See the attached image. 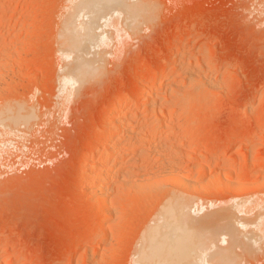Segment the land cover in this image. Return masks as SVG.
I'll return each mask as SVG.
<instances>
[{"label": "rangeland", "instance_id": "obj_1", "mask_svg": "<svg viewBox=\"0 0 264 264\" xmlns=\"http://www.w3.org/2000/svg\"><path fill=\"white\" fill-rule=\"evenodd\" d=\"M128 2L138 6L132 18L118 9L107 18L110 23L101 19L95 26L96 32L106 35L104 44L90 47L92 56H86L90 64H99L97 73L69 86L63 76L69 68L66 66H73L76 59L60 53V39L78 0H0V117L11 106L29 108L34 114L33 124L18 126V130L9 132L0 126V264H136L144 236L141 233L162 202L159 198L169 195L191 197L192 214L199 220L221 208H233L234 216L240 217L234 219L235 227L241 232L233 257L237 253L239 258H234L239 264H264V0ZM83 14L75 17L76 24L89 21L88 14ZM155 73L166 74L161 92L142 96L143 85ZM73 74L74 69L70 80ZM126 100L135 107L123 109L121 120L135 119V130L143 133L163 123L171 111L177 114V103L186 112L175 129L163 130L167 136L162 133L151 145H145L151 159L139 162L140 167L133 172L147 178L148 172L159 171H152L149 185L138 181V188L109 186L106 208L111 214L103 209L107 212L103 217L100 208L104 206L96 197L99 189L89 170L99 160L100 140L104 142L102 134L110 127L107 119L111 110L117 101ZM193 118L198 120L192 123ZM158 140L161 146H179L174 154H179V148L177 161L181 163L177 164L183 170L178 165L177 169L181 176L189 169L190 179H196L194 165L200 168L196 171L199 175L206 172L197 180L200 193L168 175L162 179V165L169 156L160 157L164 162L157 160L152 149L160 144ZM127 145L125 164L132 153V145ZM170 145L164 146L169 148L164 154L173 152ZM188 148L199 154L197 157L195 152L194 161L183 155ZM224 158L231 163L226 165ZM204 160L214 164L207 165L211 173L205 170ZM224 172L238 174L244 185L242 192L226 189L231 175ZM206 181L207 185L208 181L216 182L219 190L214 185V191L212 183L206 188ZM102 228L107 233L101 234ZM217 235L219 244L209 248L202 264H213L227 252L224 249L229 251L230 237ZM212 251L219 253V258ZM208 254L215 259H209Z\"/></svg>", "mask_w": 264, "mask_h": 264}, {"label": "bare ground", "instance_id": "obj_2", "mask_svg": "<svg viewBox=\"0 0 264 264\" xmlns=\"http://www.w3.org/2000/svg\"><path fill=\"white\" fill-rule=\"evenodd\" d=\"M74 8V11L72 12V14H70L67 22H66V26H65V32L62 34V37H61V45L60 47L62 46V50L60 53L62 54H66L67 56L70 55V56H74L75 57V63L72 64L73 66H66V67H69V68H66V74H65V77L63 76V79L65 80L66 84L68 83V85H72L70 82H79L82 80V78L84 76H88V77H92L93 76H90L92 74H96L98 69H99V66L98 68L96 67L95 65L93 64H90L88 62V60L86 59V56H88L89 54V49L90 47H93L95 49V46H98L104 42V40L106 39V35L104 34H99L98 31L96 32L95 29H97L96 24L98 21H100L101 19H103L104 21L106 20L107 22L106 23H110V20H108L107 18L110 16V15H113V13L115 12V10H118L120 9L121 11H123L124 13H126L128 15V18H132V15H134V11L138 10V6H130L128 0H78V4L73 7ZM148 8V7H147ZM140 9V8H139ZM140 12V11H139ZM143 12V10L141 11ZM88 14V16L90 17V19H88L89 21L88 22H83L81 24H76V21H75V17L80 15V14ZM116 13V12H115ZM145 13V12H143ZM147 13V12H146ZM149 14V12L146 14V16ZM84 15V14H83ZM115 15V14H114ZM139 16V14H138ZM114 17V16H113ZM81 18V17H80ZM86 18V17H85ZM119 18H121V16H119ZM142 19V17H141ZM120 20V19H119ZM144 20V19H143ZM125 21V20H124ZM128 21V20H126ZM120 22V21H119ZM135 22H137L135 20ZM133 21V23H135ZM125 23V22H124ZM65 25V24H64ZM99 25V24H98ZM106 25V24H105ZM125 25V24H124ZM132 25V24H131ZM108 26V25H107ZM111 26V25H110ZM109 26V27H110ZM120 26V25H119ZM130 27V26H129ZM99 28V27H98ZM100 29V28H99ZM98 30V29H97ZM118 30V29H116ZM61 32V31H60ZM63 32V31H62ZM119 32V31H118ZM117 32V34H118ZM98 33V34H97ZM121 33V32H120ZM60 34V33H59ZM119 35V34H118ZM124 35H126V33H124ZM108 36V35H107ZM124 37V36H123ZM122 37V38H123ZM121 38V37H120ZM104 44V43H103ZM91 48V49H93ZM92 54V53H91ZM91 54H89L90 56H92ZM3 55V54H2ZM65 55V57L67 58V56ZM5 56V55H4ZM63 56V58H65ZM69 58V56H68ZM101 58V57H100ZM4 59V58H3ZM71 59V58H70ZM92 59V58H90ZM98 60V59H97ZM1 61V60H0ZM94 61V60H93ZM91 62V60H90ZM4 63V62H2ZM93 63V62H91ZM100 63V62H99ZM1 64V63H0ZM95 64V63H94ZM101 66V65H100ZM102 68V67H101ZM74 69V76L73 78L70 80L68 78V76L71 74L72 70ZM102 71V70H101ZM99 71V72H101ZM98 72V73H99ZM195 77V76H194ZM69 79V80H68ZM147 81V80H146ZM167 81L166 79V74L165 73H155V75L147 81V83L145 85H143L144 87L143 88V92L140 93L143 95H150L151 97L153 95H155V93H157L159 90L161 92V88L163 87V85L165 84V82ZM64 82V84H65ZM62 83V82H61ZM64 85V86H67V85ZM69 85V86H70ZM74 86V85H73ZM66 88V87H65ZM65 88H64V91H65ZM168 89H166L167 91ZM160 95H158L159 97ZM149 97V96H148ZM157 97V96H156ZM128 98V97H127ZM142 98V97H141ZM146 98V97H145ZM143 99V98H142ZM17 100V99H16ZM121 100V99H120ZM127 101V100H126ZM132 101V100H131ZM156 101V99H155ZM154 101V103H155ZM19 103V102H18ZM119 103L114 110H111L112 113L111 115L109 114V119L108 120V124L107 125H110V127H106V132L105 134L103 133L102 134V137L104 138L103 135H105V139H104V142H102V140H100V146L99 145L97 147H99V149L101 150L99 155V160L94 164L91 165V168L89 170V172L93 175V182L95 183V185L98 187L99 191H98V199L97 201L99 200V202L104 206V208H100L102 209H106L107 212L109 211L110 213V208H106L107 206V202H108V190H109V186H111L112 184H115L117 185L116 187H120V188H127V189H130L129 187L130 186H139V183L141 182H147L149 181L152 177H154L153 175V172L154 170H152L151 172H148V174H146L147 178H144V177H136L134 174L133 171H137L138 167L139 166V162H143L144 160L147 159L148 157V153L146 152V148H145V145L149 144L150 142L153 143L151 140L152 139H157V138H160V136H162V133L164 134V131L163 130H167V129H175V126L178 125L177 123H180L179 121L181 120L180 118L182 117V115H184V111H185V108L182 104L180 103H177L175 107L178 108V113L174 114V112L171 111V113L168 114V117L166 116V118L163 120V119H159L160 121L163 120V123H160L162 125H157L158 123H156L157 126L153 127L150 131H147L146 133H143L142 132H139L137 130H135V126L137 125V121L135 119H132V120H129L127 121L126 119L125 120H121V111L123 109H131L133 107H135V105H132L131 103H129L128 101L127 102H118ZM134 103V102H133ZM14 105V104H13ZM157 106V103L156 105ZM159 106V105H158ZM166 106V105H165ZM13 106H11V108L5 110L4 112L1 113V117H0V126L4 127V128H8V131L9 129H14V130H18L16 129L18 126H21V125H31V123L33 124V119H34V114L32 111L28 109H25V108H21L20 106H17V108H12ZM20 107V108H19ZM27 107V106H26ZM29 107V106H28ZM150 107V106H149ZM164 107V105H163ZM172 107V106H171ZM149 109V108H148ZM159 109V107H158ZM156 108V110H158ZM161 109V108H160ZM164 109V108H163ZM174 109V108H173ZM152 110V109H151ZM150 110V112H151ZM155 110V109H154ZM154 110H152V112H154ZM149 111V110H148ZM162 111V110H161ZM174 111V110H173ZM176 111V110H175ZM110 112V111H109ZM124 112V111H123ZM177 112V111H176ZM186 112V111H185ZM184 113V114H183ZM155 114V113H154ZM153 114V115H154ZM190 114V113H189ZM152 115V116H153ZM191 115V114H190ZM38 116V115H37ZM127 117V116H126ZM134 117V116H132ZM131 117V118H132ZM165 117V116H164ZM187 117V116H186ZM192 118V117H191ZM194 119V118H193ZM192 119V120H193ZM146 120H147V117H146ZM149 120V119H148ZM157 120V122L159 121ZM188 120V119H187ZM186 120V121H187ZM191 120V121H192ZM198 119H194L192 121L193 122H196ZM155 121V120H154ZM190 121V119H189ZM188 121V122H189ZM40 122V121H39ZM38 122V123H39ZM203 122V121H202ZM200 122V123H202ZM140 123V122H139ZM151 123H148V125L150 124L151 126ZM154 123V122H153ZM199 124V122H197ZM146 124V123H144ZM143 124V125H144ZM142 125V126H143ZM113 128H112V127ZM141 126V127H142ZM0 127V128H1ZM2 127V128H3ZM138 127V126H137ZM6 128V129H7ZM20 128V127H18ZM30 128V127H29ZM104 128V127H103ZM109 128H112L111 130ZM145 128V127H144ZM180 128V127H179ZM143 128H140V130H142ZM148 129V128H147ZM146 129V130H147ZM12 130V131H14ZM105 130V129H104ZM145 130V129H143ZM145 130V131H146ZM7 131V130H6ZM11 131V132H12ZM176 131V130H175ZM173 131V133L175 132ZM10 132V131H9ZM186 132V131H185ZM13 133V132H12ZM101 133V132H100ZM126 134L125 136L123 134ZM175 134V133H174ZM163 136H167V134L165 133ZM177 136V135H176ZM162 138H166L167 137H162ZM161 139H159L160 141H163ZM166 139L165 142H166ZM153 140V141H154ZM158 140V141H159ZM169 140V139H168ZM157 142V143H160ZM170 141V140H169ZM167 141V142H169ZM173 141V140H172ZM155 142V141H154ZM174 142V141H173ZM164 143V142H163ZM96 144V143H95ZM127 144H130L132 145V147H129L130 149L132 148V153L131 155L129 156V151H128V157L129 158V165L125 164L124 163V155L126 156L127 154H124L123 155V151L124 149L126 148L125 146H129ZM167 144V143H166ZM171 143L167 145L160 143V144H157L156 146L153 147L152 150H154V152L158 155L157 157H159V159L157 160H161V158L164 156V158L166 157V155L168 154V156L170 157V154L172 153V158L170 159L168 157L169 160H167L168 162L163 164L162 165V168H163V174L164 177L162 179H165L166 176L165 175H168L170 176V180H176L177 182H179V185L182 184L187 187L191 186L194 188H197L196 190H199L198 189V181L201 176L206 173L204 172L205 170L208 172V168H207V165L209 164V162H205L206 160H204V163H207L204 167H205V170H204V167H203V164L202 166L199 165V167L201 166V169L203 167V172L204 173H201L200 172H196L197 170H200V168L198 169V164L196 165L197 167H195V165L193 166L194 167V171L195 173L197 174H193L194 175H197L196 179L194 180H191L190 179V173H187L189 171V169L185 170L187 172H185L186 174H184V172L182 171L183 170V167L178 165L177 162L180 164L181 161H177V155H180V151H179V148H178V152L179 154L175 155L176 154V151L174 152V149H177V144H172L170 145ZM103 145V147H102ZM151 145V144H149ZM170 145V148L172 149L173 152H167L166 154H164L165 151H168V149H166L167 147H169ZM95 146V145H94ZM148 146V145H147ZM153 146V145H152ZM166 148H165V147ZM125 147V148H124ZM165 149H164V148ZM179 147V146H178ZM191 147V146H190ZM189 147V148H190ZM193 147V146H192ZM94 148V147H93ZM128 148V147H127ZM128 148V149H129ZM149 148V147H148ZM188 148V149H189ZM183 149V148H182ZM181 149V150H182ZM149 150V149H148ZM185 150V149H183ZM171 151V150H169ZM187 151V150H186ZM197 151V150H196ZM195 149H189L187 152H185L186 154H183V155H186L185 159H191L193 157V155H195ZM96 152V151H95ZM182 152V151H181ZM87 153V152H86ZM85 153V154H86ZM151 153V152H150ZM149 153V154H150ZM170 153V154H169ZM175 153V154H174ZM184 153V152H183ZM91 154V152H90ZM152 154V153H151ZM197 154V152H196ZM207 154V153H206ZM87 155V154H86ZM93 155V154H92ZM175 155V156H173ZM200 155H203L202 153ZM94 156V155H93ZM162 156V157H161ZM146 157V158H145ZM151 157V156H150ZM148 157V158H150ZM155 157V156H154ZM161 157V158H160ZM175 157V158H174ZM181 157V156H180ZM184 157V156H183ZM196 157V155L194 156ZM193 157V158H194ZM197 157H199V154H197ZM218 157V156H217ZM85 158V157H84ZM91 158V157H90ZM176 159V163H175V160H172V159ZM192 158V160H193ZM206 159L205 155H203V158L202 159ZM93 159V158H92ZM151 159V158H150ZM179 159V158H178ZM198 159V158H197ZM222 159V158H221ZM148 160V159H147ZM146 160V162L148 163V161ZM155 160V159H154ZM153 160V162H154ZM165 160V159H164ZM171 160V161H170ZM195 160V158H194ZM193 160V161H194ZM231 160V159H230ZM229 159H226L224 158V161L225 163L227 162H230ZM94 161V160H93ZM150 161V160H149ZM162 161V160H161ZM174 161V164L173 162ZM185 161H189V160H185ZM191 161V160H190ZM199 161V159H198ZM203 162V160H201ZM156 162V160H155ZM160 162V161H158ZM158 162H156L158 164ZM164 162V161H162ZM124 163V164H123ZM189 163V162H188ZM191 164H194V162L192 163V161L190 162ZM189 163V164H190ZM199 163V162H198ZM222 163V162H221ZM226 163V165H227ZM231 163V162H230ZM152 164V162H151ZM201 164V163H200ZM213 164V163H211ZM208 165V166H211ZM258 164V163H257ZM156 165V164H155ZM161 165V164H160ZM181 168L182 167V170H180V173L183 172L182 176L179 174L178 172V166ZM182 165V164H181ZM188 166V164H186ZM214 165V164H213ZM212 165V166H213ZM151 166V165H150ZM256 166V165H255ZM259 166V165H258ZM222 167V166H220ZM219 167V168H220ZM190 168V167H188ZM211 169H214L212 167H209ZM218 168V169H219ZM147 169V168H146ZM144 169V170H146ZM150 169V168H149ZM155 169V167L153 168ZM159 169V168H158ZM186 169V168H185ZM249 169V168H248ZM144 170H141V171H144ZM160 170V169H159ZM157 171V170H156ZM154 171V174L155 172ZM192 171V169L190 170V172ZM201 171V172H202ZM211 170H209L208 173H211L210 172ZM224 171V170H223ZM132 172V173H131ZM139 172V171H138ZM146 172V171H145ZM159 172V171H157ZM165 172V173H164ZM231 172V171H229ZM150 173V174H149ZM192 173V172H191ZM213 173V172H212ZM221 173V172H220ZM225 173V172H224ZM227 173V172H226ZM225 173V174H226ZM144 174V173H143ZM189 174V175H188ZM223 174V173H222ZM221 174V175H222ZM231 175L229 178V184L226 185V189H229L232 188L234 191H238V192H242L243 189H244V185L241 183V181L239 180L240 177H237V175L235 174V172L233 173H227V175ZM263 174V173H261ZM135 178H133L134 176ZM145 175V176H146ZM199 175V176H198ZM207 175V174H206ZM210 176V174H208ZM212 175V174H211ZM219 175V174H218ZM91 176V175H89ZM159 177V174L157 175ZM161 176V175H160ZM172 176V177H171ZM192 176V177H193ZM205 176V175H204ZM156 177V178H158ZM203 177V176H202ZM218 177V176H216ZM215 177V178H216ZM220 177V176H219ZM224 177V176H223ZM222 177V178H223ZM169 178V177H168ZM166 178V179H168ZM206 178V176H205ZM210 178V177H209ZM214 178V177H213ZM212 178V179H213ZM215 178L213 180H215ZM88 179V177H87ZM155 179V178H154ZM153 179V180H154ZM165 179V180H166ZM219 179V178H218ZM90 180V178H89ZM146 180V181H145ZM159 180V179H158ZM205 180V179H204ZM207 180V179H206ZM212 180V181H213ZM87 181V180H86ZM140 181V182H138ZM201 181V180H200ZM211 181V183H212ZM150 182V181H149ZM144 183L145 186L147 184V186L149 185L148 183ZM152 182V181H151ZM205 182V181H204ZM214 182V181H213ZM140 183V184H141ZM154 183V181H153ZM209 181H208V185L211 184ZM152 184V183H150ZM226 184V183H225ZM153 185V184H152ZM205 185V184H204ZM207 185V181H206V188H208L209 186ZM217 186V189L216 190H219L218 189V184L215 182L212 183V188H214L215 186ZM224 185V184H223ZM229 185V186H228ZM95 186V187H96ZM178 186V185H177ZM225 186V185H224ZM261 186V185H260ZM259 186V187H260ZM96 187V188H97ZM115 187V186H113ZM140 187H142L140 185ZM139 187V188H140ZM181 187V186H180ZM202 187V186H201ZM258 188V186H256ZM255 187V188H256ZM89 188V187H88ZM91 188V187H90ZM93 188V187H92ZM135 188V187H134ZM133 188V189H134ZM136 188V189H137ZM146 188V187H145ZM183 188V186H182ZM205 188V190H207ZM220 188V186H219ZM248 188V187H247ZM135 189V190H136ZM201 189V188H200ZM222 189V188H221ZM231 189V190H232ZM246 189V188H245ZM95 190V189H93ZM113 190V189H112ZM145 190V189H144ZM183 190V189H182ZM185 190V189H184ZM191 190V188L189 189ZM204 190V191H205ZM210 191V188L208 189ZM215 188H214V191H216ZM230 190V189H229ZM89 191V190H88ZM108 191V192H107ZM124 191V190H123ZM129 191V190H128ZM194 191V190H192ZM222 191H224L222 189ZM246 191V190H244ZM112 191H110L111 193ZM122 192V191H121ZM127 192V191H126ZM172 192V191H171ZM200 193V190L198 191ZM206 192V191H205ZM109 193V194H110ZM193 193V192H192ZM203 193V192H202ZM217 193V192H216ZM94 194V193H93ZM122 194V193H121ZM133 194V193H132ZM145 194V193H144ZM148 194V193H147ZM166 194H170V191L169 193L167 192ZM165 194V196H166ZM234 194V193H233ZM236 194V193H235ZM96 195V194H95ZM116 195V194H115ZM119 195V193H118ZM161 195V194H160ZM163 195V194H162ZM182 195V194H181ZM135 196V195H134ZM140 196V195H139ZM145 196V195H144ZM151 196V195H150ZM154 196V195H153ZM115 197V196H114ZM126 197V196H125ZM147 197V196H146ZM160 197V196H159ZM120 198V196H119ZM152 198V197H151ZM157 198V197H156ZM164 198V197H162ZM191 197H189L188 199L185 198V197H181V196H170L169 197H166L164 200L159 198L160 201L162 200V202L160 203L159 206H156L157 207V210H156V213L154 215V217H152L151 219V223L146 227V229L144 230V232L142 231L141 234H143V239L141 238V240L143 241L141 243V249L138 251L139 253V258L134 261V263L136 262V264H202V261H203V256L206 254V252L209 250L210 247H212V245H214L216 243V234H226L227 236L230 237V247H228L229 251L228 250H225L224 251H227V252H224V254L221 256V258H219V253L220 252H223V250H220V251H216L218 249H221L218 247V249H216L215 251L216 252H219L217 253L218 255V260L212 262L213 264H239V260L237 261L236 258L234 257H237L236 254L235 256L233 257L232 255V251H233V246L236 244V242L239 240V236L241 234V232L239 230H237L235 227L236 226V222L235 220H237L238 218H240L239 216L236 218L234 216V213L231 212V210H233V208L231 209H226V208H221V210L219 209L218 211L208 215V216H205L204 218L202 219H197L193 216L192 212L193 210V204L192 201L194 202L193 199H190ZM111 199V198H110ZM121 199V198H120ZM153 199V198H152ZM157 199V200H159ZM96 200V199H95ZM122 200V199H121ZM149 200V199H148ZM92 201V200H91ZM120 201V200H119ZM141 201V200H139ZM154 201V200H153ZM159 201V202H160ZM215 201V200H214ZM245 201V200H244ZM253 201V200H252ZM143 202V201H142ZM155 202V201H154ZM242 202H243V199H242ZM258 203V202H257ZM122 204V203H121ZM136 204V203H135ZM239 204V203H237ZM254 204V203H253ZM109 205V204H108ZM126 205V204H125ZM129 205V204H128ZM201 205V204H200ZM243 204L237 206L240 207L242 206ZM99 206H101L99 204ZM98 206V207H99ZM123 206V205H122ZM246 206V205H245ZM259 206V205H258ZM108 207V206H107ZM199 207V206H198ZM234 207V206H232ZM256 207V206H255ZM121 208V207H119ZM208 208V207H206ZM218 208V207H217ZM236 208V207H235ZM202 209V208H201ZM241 209H243L241 207ZM246 209V208H245ZM115 210V209H114ZM118 210V209H117ZM200 210V208H199ZM235 210V209H234ZM239 210V208H238ZM247 210V209H246ZM245 210V211H246ZM155 211V209H154ZM153 211V212H154ZM196 211V210H195ZM264 211V210H263ZM105 210L102 212L104 214L103 217L107 216V213ZM113 212V211H112ZM237 212V210L235 211ZM239 212V211H238ZM249 212V211H248ZM198 213V212H197ZM196 213V214H197ZM262 213V212H261ZM111 214V213H110ZM109 214V215H110ZM121 215V214H120ZM238 215V214H237ZM128 216V215H127ZM101 217V216H100ZM117 217V216H116ZM98 218V217H97ZM96 218V219H97ZM108 218V217H107ZM106 218V219H107ZM100 219V218H99ZM105 219V222H107V220ZM235 219V220H234ZM243 219V218H242ZM102 220V219H101ZM243 220H246V219H243ZM257 220V219H256ZM242 221V220H241ZM234 222H235V225H234ZM239 222V221H238ZM244 222V221H243ZM255 222V221H254ZM252 223V222H251ZM257 223V222H256ZM107 224V223H106ZM105 225V224H104ZM239 225V223H238ZM237 225V226H238ZM242 225V223H241ZM249 225V224H248ZM103 226V225H102ZM113 226V225H112ZM117 226V225H116ZM240 226V225H239ZM246 226V225H245ZM244 226V227H245ZM263 226V225H262ZM124 228V226H122ZM248 227V226H247ZM246 227V228H247ZM110 228V227H109ZM241 228V227H240ZM238 227V229H240ZM243 228V226H242ZM257 228V227H256ZM260 228V227H259ZM263 228V227H262ZM103 229V228H102ZM106 230V228H104ZM103 229L102 232H100L101 234H105L107 232H104L105 230ZM244 229V228H243ZM261 229V228H260ZM110 231V229H109ZM115 231V230H114ZM257 231V229H256ZM251 232V231H250ZM253 232V230H252ZM251 232V233H252ZM259 232V230H258ZM261 232V230H260ZM114 233V232H113ZM121 233V232H120ZM97 234V232H96ZM112 234V233H111ZM236 234H239L236 236ZM256 234V233H255ZM217 235V236H218ZM96 236V235H95ZM107 236V235H106ZM117 236V235H116ZM142 236V235H141ZM113 237V236H112ZM221 238V237H219ZM115 239V238H114ZM124 240V239H123ZM222 240V238H221ZM85 241V240H84ZM138 241V240H137ZM107 242V241H106ZM114 242V241H113ZM119 242V241H118ZM121 242V241H120ZM241 242V241H240ZM245 242V241H244ZM86 243V242H85ZM89 243V242H88ZM87 243V244H88ZM239 243V242H238ZM117 244V243H116ZM219 244V242H218ZM216 243V245H218ZM253 244V243H252ZM225 245V244H224ZM228 245V244H227ZM214 247V246H213ZM212 247V248H213ZM216 247V246H215ZM226 247V248H227ZM240 247V246H239ZM237 247V248H239ZM102 248V247H101ZM140 248V247H139ZM236 248V249H237ZM243 247H241L242 249ZM246 248V246H245ZM248 248H249V245H248ZM247 250L250 251L251 249L249 248ZM100 249V248H99ZM135 249V248H134ZM234 249V250H236ZM215 251H212V253H215L216 255V252ZM244 251V250H243ZM110 252V251H109ZM136 252V250H135ZM210 252V251H209ZM107 253V252H106ZM134 253V252H132ZM244 253V252H243ZM99 254V253H98ZM132 255V254H131ZM137 255V254H136ZM209 255V254H208ZM210 255H212L210 253ZM209 255V256H210ZM214 255V254H213ZM214 256H210L208 257L209 259L213 258L215 259ZM216 255V257H217ZM104 256H105V253H104ZM132 257V256H131ZM253 257V256H252ZM105 258V257H104ZM137 257H135L136 259ZM205 258V257H204ZM239 258V256L237 257ZM245 258V257H244ZM208 259V260H209ZM102 261V260H101ZM106 261V260H105ZM6 262V261H5ZM4 262V263H5ZM8 262V261H7ZM207 262V261H206ZM9 263V262H8ZM7 263V264H8ZM22 263V261L20 262ZM18 263V264H20ZM205 263V262H204ZM203 263V264H204ZM245 263V262H244ZM248 263V262H246ZM24 264V263H23ZM207 264V263H205Z\"/></svg>", "mask_w": 264, "mask_h": 264}]
</instances>
